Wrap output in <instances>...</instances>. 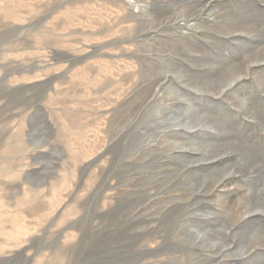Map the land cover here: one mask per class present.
<instances>
[{
	"label": "rangeland",
	"instance_id": "rangeland-1",
	"mask_svg": "<svg viewBox=\"0 0 264 264\" xmlns=\"http://www.w3.org/2000/svg\"><path fill=\"white\" fill-rule=\"evenodd\" d=\"M0 264H264V0H0Z\"/></svg>",
	"mask_w": 264,
	"mask_h": 264
}]
</instances>
